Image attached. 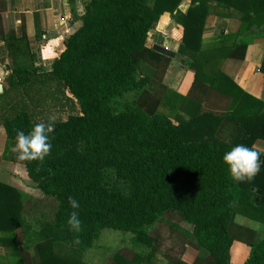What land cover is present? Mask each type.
<instances>
[{
    "label": "trees",
    "instance_id": "16d2710c",
    "mask_svg": "<svg viewBox=\"0 0 264 264\" xmlns=\"http://www.w3.org/2000/svg\"><path fill=\"white\" fill-rule=\"evenodd\" d=\"M180 1H85L80 26L39 80L44 88L56 83L60 104L68 93L64 101L69 112L54 121L52 150L44 162H24L27 185L56 200L53 217L32 228L23 218L29 194L12 185L11 191L0 189V244L9 248L12 259L0 264H90L83 254L103 229L128 232L134 245L150 250L145 257L117 251L112 255L115 264H155L150 260L158 239L153 226L167 215L177 219H172L174 225H187V235L194 239L186 235L193 251L167 264H231L234 240L248 245L242 264H264V233L256 238V231L233 222L238 213L264 227V154L257 175L242 183L231 179L222 160L237 144L253 148L257 139L264 140V102L246 94L225 69L229 59H243L247 40L255 35L248 30L264 22V0H190L185 12L177 10ZM5 9V0H0V12ZM164 12L182 27L174 60L194 71L186 96L170 97L164 85L159 95L147 88L153 80L162 82L172 61L147 45L149 31ZM211 12L235 16L241 25L236 33H222L203 47L204 19ZM7 16L12 22V14ZM1 31L4 43L15 49L8 89L25 85L33 66L27 37L16 38L5 27ZM17 51L30 57L28 66L15 59ZM215 56L220 61H213ZM259 69L264 82V58ZM134 91V100L124 98ZM210 91L229 98L224 112L202 109ZM227 117L237 127L224 139L216 131ZM39 122L50 121L22 106L3 117L5 137L15 144L17 131L27 134ZM69 196L80 205L76 211L83 231L78 234L67 226L73 211ZM77 236L81 243L73 244ZM31 246L36 259L29 253Z\"/></svg>",
    "mask_w": 264,
    "mask_h": 264
},
{
    "label": "crops",
    "instance_id": "0c3cea01",
    "mask_svg": "<svg viewBox=\"0 0 264 264\" xmlns=\"http://www.w3.org/2000/svg\"><path fill=\"white\" fill-rule=\"evenodd\" d=\"M73 1L72 6L70 0H5L6 9L4 12H0V78L2 80L0 82L2 85V91H0V189L11 191L12 189L8 185L23 191L28 188L26 186L28 181L25 176V161H20L17 154L11 151L14 144L5 137L3 117L11 112H16L22 106L32 115L46 120H48L47 116L54 115L57 110L66 114L69 112V105L67 101H64L65 97L69 96L68 93L64 91L60 104L57 99L58 94L55 91L56 83L52 82L50 86L44 88L39 80L43 77V73L50 71L52 62L64 49L66 38L81 24L79 16L83 12L86 0ZM190 4V0H181L177 10L185 12ZM7 13L12 14V22L6 21L9 18ZM1 25L3 26L1 27ZM240 25L241 22L235 16H222L211 12L204 19L202 42L207 44L218 40L222 33H236ZM3 27L12 29L16 38L25 34L33 56V66L29 69L32 70L29 82L25 85L18 84L11 89H8L7 78L14 68L15 49L12 45L4 43L1 31ZM248 32L255 35L247 40L243 59L237 60L236 63H234L236 59H229L225 69L229 71L233 81L246 94L253 95L264 102L263 74L259 69L264 58V22L260 26H252ZM38 33L40 34L39 37L37 36ZM181 39V25L174 20L170 13L164 12L158 23L149 31L147 45L151 47L154 43L162 44L177 54ZM17 53L18 55L15 56L17 61L21 59L27 63V66L31 63L30 57H21L20 52L17 51ZM174 59L166 69L162 83L168 96L173 97V94L180 97L186 96L194 77V71L182 61L176 65ZM45 92L48 93L44 99L42 96L45 95ZM244 100L245 104L248 105V99ZM177 104L178 106L182 104L181 98ZM228 104L229 98L227 96L216 91H210L201 107L203 110L222 113ZM177 108L180 114L188 118L187 113L183 112L180 107ZM236 127L237 123L227 117L218 124L216 132L221 138L227 139L233 134ZM260 142H264V140L257 139L253 148L261 150L260 153L264 154V144ZM233 222L256 231V238L263 236L264 227L256 220L237 213L233 216ZM6 249L7 247L0 244V262L7 263L11 259L10 252L8 249L7 252ZM248 253L249 248L246 243L234 240L230 248L231 264H242Z\"/></svg>",
    "mask_w": 264,
    "mask_h": 264
},
{
    "label": "rangeland",
    "instance_id": "374dc122",
    "mask_svg": "<svg viewBox=\"0 0 264 264\" xmlns=\"http://www.w3.org/2000/svg\"><path fill=\"white\" fill-rule=\"evenodd\" d=\"M205 45L206 44H203V47H205ZM211 58L213 61H220L219 57L215 56ZM161 86H163L162 82L159 83L157 80H153L150 82V85L147 86V88L150 89L153 94L159 95L161 90L163 89V87ZM137 94L138 91L129 92L124 95V98L128 101H132L137 97ZM66 115V113L62 111L59 112L57 110L54 115L47 116V119L49 120V118L51 117L54 118L55 121L59 118H65ZM260 143L264 144V142ZM257 151L260 152L261 150L258 149ZM261 154L262 153H260V155ZM26 186L28 185L26 184ZM26 192L29 195H27L28 197L26 196L24 198L23 218L25 221L31 224L32 228L37 229L41 222L45 221L46 219H51L53 217V213L56 206V200L51 196H46L34 190L33 188H31L30 185L28 186V188H26ZM168 218V215L162 217L160 221L153 226L154 228L152 233L158 239L156 241L155 253L154 255H152L150 260L155 264H165V262L167 264V261L169 259L184 257L187 255V253H191V251H193L190 245V241H194V239H192L191 235H187V231L190 228L187 225H183V223L181 222L178 224L179 226H176L173 224V222H171L172 219H175V217L169 219ZM170 229H173V231L171 232ZM186 235L191 237V240L189 239L190 241L185 238ZM185 243L187 244V246H185L186 250L184 251L183 244ZM7 249L9 250L8 247ZM29 250L32 258L36 259L35 257H37V255L34 247L31 246ZM117 251H119L126 257H131L132 253H140L145 257V254L148 253L150 250L149 248L134 245L131 239V234L128 232L125 233L118 230L103 229L100 232V236L95 242V244L84 252L83 259L89 262L90 264H115L116 260L112 259V255ZM141 264H147V261H144Z\"/></svg>",
    "mask_w": 264,
    "mask_h": 264
},
{
    "label": "clouds",
    "instance_id": "9594fccd",
    "mask_svg": "<svg viewBox=\"0 0 264 264\" xmlns=\"http://www.w3.org/2000/svg\"><path fill=\"white\" fill-rule=\"evenodd\" d=\"M50 122L36 123L31 131L25 134L23 131H17L15 144L11 151L17 154L20 161L33 162L38 161L41 164L45 158L50 155L52 144L49 134L54 131V118H49ZM223 163L227 166L231 179L237 183L251 181L260 171V152L252 147L243 144H237L225 152L222 157ZM68 204L73 211L69 213L67 226L73 233H81L82 221L79 218V202L72 196L68 197ZM259 227V224H257ZM77 236L73 244H80ZM162 259V258H161ZM166 264V262H165Z\"/></svg>",
    "mask_w": 264,
    "mask_h": 264
},
{
    "label": "water",
    "instance_id": "95a60500",
    "mask_svg": "<svg viewBox=\"0 0 264 264\" xmlns=\"http://www.w3.org/2000/svg\"><path fill=\"white\" fill-rule=\"evenodd\" d=\"M151 49L154 50L155 52H158L160 54H163L171 59H174L176 57V52L169 49L168 47H166L165 45L162 44H158V43H154L151 46ZM179 62H176V65H178ZM0 91H2V85H0ZM258 193H260V190L257 191Z\"/></svg>",
    "mask_w": 264,
    "mask_h": 264
},
{
    "label": "built area",
    "instance_id": "2783aa9c",
    "mask_svg": "<svg viewBox=\"0 0 264 264\" xmlns=\"http://www.w3.org/2000/svg\"><path fill=\"white\" fill-rule=\"evenodd\" d=\"M0 82H2L1 78H0Z\"/></svg>",
    "mask_w": 264,
    "mask_h": 264
}]
</instances>
